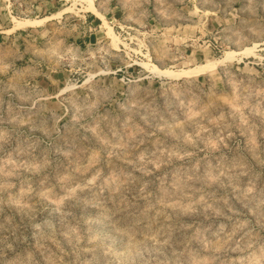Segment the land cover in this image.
Segmentation results:
<instances>
[{
	"label": "rangeland",
	"instance_id": "374dc122",
	"mask_svg": "<svg viewBox=\"0 0 264 264\" xmlns=\"http://www.w3.org/2000/svg\"><path fill=\"white\" fill-rule=\"evenodd\" d=\"M0 264H264V0H0Z\"/></svg>",
	"mask_w": 264,
	"mask_h": 264
}]
</instances>
